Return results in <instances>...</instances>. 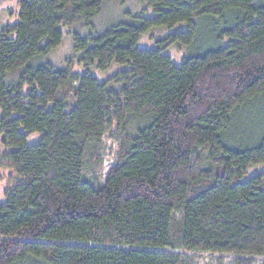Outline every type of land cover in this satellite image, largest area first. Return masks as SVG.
<instances>
[{
	"label": "trees",
	"instance_id": "obj_1",
	"mask_svg": "<svg viewBox=\"0 0 264 264\" xmlns=\"http://www.w3.org/2000/svg\"><path fill=\"white\" fill-rule=\"evenodd\" d=\"M106 1L20 0L0 34V135L22 178L0 198V264H186L166 249L264 264V172L247 178L264 165V129L235 127L264 106V0H141L152 17L74 32L84 73L38 61ZM171 44L189 52L180 65ZM113 64L128 68L105 81L90 71ZM108 132L119 159L99 185L85 176Z\"/></svg>",
	"mask_w": 264,
	"mask_h": 264
},
{
	"label": "rangeland",
	"instance_id": "obj_2",
	"mask_svg": "<svg viewBox=\"0 0 264 264\" xmlns=\"http://www.w3.org/2000/svg\"><path fill=\"white\" fill-rule=\"evenodd\" d=\"M19 1L20 0H0V34L4 29L13 27L19 23ZM145 4L141 0H124L120 2L117 0H108L104 3L102 11L93 20L92 27H85L79 29H63L64 37L62 44L55 49L49 55L39 59L42 63L50 62L57 68H64L71 66L73 70L80 73L85 72V68L82 64L78 63L79 54L74 52V32H78L82 36H87L90 33H101L119 23L134 22L136 15L143 14L147 17H152L153 12L151 9L145 11ZM180 26L174 28H153L142 36L139 47L141 48H154L158 45V42L164 40L170 33L175 32ZM165 53L168 54L172 61L180 65L185 58L189 56L187 48L171 44L165 49ZM128 66L113 64L108 70L100 71L96 67H91L90 71L100 80L105 81L112 75L126 70ZM111 88L118 90L121 84H111ZM26 88L25 91H28ZM75 102H73V105ZM2 112L0 110V118ZM241 119L236 123L235 127H238V134L246 136L256 129V132H261L264 129V106L258 102L247 105L241 111ZM115 136V133H112ZM110 132L105 134V145L101 151L102 167H94L85 176L87 180L94 182L95 184H103L106 177L114 167L119 159V141L109 138ZM0 135V198L4 199L6 194L10 192L14 186L22 181V178L17 176L14 169L9 167L8 162L4 159L5 154L12 151L13 148H7L2 144ZM40 140L39 134H32L28 139V144H36ZM250 142L249 139L245 140ZM237 143V142H235ZM264 172V165L253 166L249 169L247 178H250L258 173ZM97 177V181L96 178ZM95 179V181H93ZM167 252H173L180 254L184 257L186 264H232L236 255L233 254H218L203 251H185V250H173L166 249ZM259 259V258H258ZM261 261V260H260ZM259 260L256 264H261Z\"/></svg>",
	"mask_w": 264,
	"mask_h": 264
}]
</instances>
